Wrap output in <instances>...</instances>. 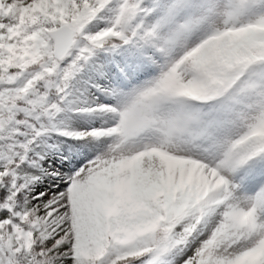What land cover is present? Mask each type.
Here are the masks:
<instances>
[{"label": "snow or ice", "instance_id": "1", "mask_svg": "<svg viewBox=\"0 0 264 264\" xmlns=\"http://www.w3.org/2000/svg\"><path fill=\"white\" fill-rule=\"evenodd\" d=\"M0 264H264V0H0Z\"/></svg>", "mask_w": 264, "mask_h": 264}]
</instances>
